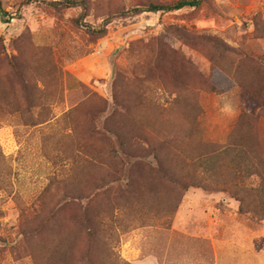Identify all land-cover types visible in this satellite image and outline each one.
<instances>
[{
	"label": "rangeland",
	"instance_id": "obj_1",
	"mask_svg": "<svg viewBox=\"0 0 264 264\" xmlns=\"http://www.w3.org/2000/svg\"><path fill=\"white\" fill-rule=\"evenodd\" d=\"M64 1L1 0L9 107L29 92L52 114L0 117V264H264V217L220 185L236 169L216 154L251 123L264 156V0H84L83 19Z\"/></svg>",
	"mask_w": 264,
	"mask_h": 264
},
{
	"label": "trees",
	"instance_id": "obj_2",
	"mask_svg": "<svg viewBox=\"0 0 264 264\" xmlns=\"http://www.w3.org/2000/svg\"><path fill=\"white\" fill-rule=\"evenodd\" d=\"M202 0H180L173 3H153L147 7H139L138 9H134L135 13H177L183 11L185 9H195L201 6ZM53 7L56 9H70V8H81L83 11V15L80 18L85 17V13L87 11V2L84 0H66L61 3H53ZM6 12L3 8L2 2L0 0V18L4 19ZM9 60L10 68L19 73V69L17 68V56L16 57H7ZM16 66H15V64ZM25 83V84H24ZM24 88H28L31 90L32 88L39 89L37 84L32 85L31 80L29 79V83L24 82ZM26 88V89H27ZM27 90V92L29 91ZM40 91V90H39ZM41 98L37 97L35 94H28L25 97L27 103L31 105V107L27 110L22 109H14L9 107V99L7 97V93L4 89L3 84L0 82V117L13 116L17 121L24 123L29 126H39L45 123H48L51 118V111H41L35 113L34 111L37 109ZM43 102H40V104ZM36 108L35 110H33ZM33 110V111H32ZM32 111V112H31ZM75 112V110H72ZM73 112H69L65 116V120L70 119L73 116ZM250 121V120H249ZM251 122V121H250ZM243 136L240 140L237 138L234 142L229 143L225 147L223 151H219L218 154L224 155L228 158L229 168H235L236 172L232 174V179L228 181V185L220 184L224 186V189L233 192L235 197L240 201L241 208L243 211L253 210L258 215L264 217V156L257 150L260 148L254 143H245L244 139L247 136L251 135L252 125L251 123L247 124L246 127L241 131ZM126 139L121 141V149L126 150ZM215 154V155H216ZM206 160H198L196 162V168H193L197 174V172L201 169L210 171L214 173L216 168L210 164ZM0 168V175H1ZM205 179V177H203ZM214 178V174L213 177ZM203 180V179H202ZM216 180V178H215ZM218 182V181H217ZM227 183V182H226ZM189 183H181L179 184L182 188H189ZM257 184V186H255ZM202 185V184H201ZM203 186V185H202ZM4 188V182L0 178V190ZM203 188H205L203 186ZM44 203L36 207L35 215L36 217L46 216L44 222L52 221L53 218L56 217V211H51L49 207L46 210ZM39 209V210H38ZM47 212V213H45ZM23 222L25 221L24 215L22 217ZM46 223L44 225L47 228ZM54 224L50 225L53 226ZM49 226V227H50ZM48 227V228H49ZM24 235V234H23Z\"/></svg>",
	"mask_w": 264,
	"mask_h": 264
}]
</instances>
